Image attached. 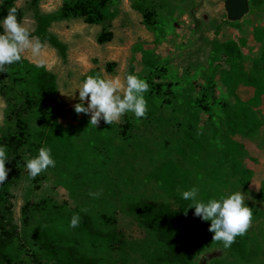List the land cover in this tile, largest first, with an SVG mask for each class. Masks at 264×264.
<instances>
[{
    "label": "rangeland",
    "instance_id": "1",
    "mask_svg": "<svg viewBox=\"0 0 264 264\" xmlns=\"http://www.w3.org/2000/svg\"><path fill=\"white\" fill-rule=\"evenodd\" d=\"M225 1L108 0L101 24L89 25L82 18L52 23L50 31L65 44L66 51L63 56L45 44L42 68L56 77L57 98L62 104L56 119L64 137L57 134L46 139L49 130L43 107L25 112L24 162L46 145L51 148L55 167L31 177L23 164L18 183L9 190L13 214L9 220L0 219V240L6 238L10 243V264L49 263L38 240L42 227L57 230L64 246L93 258L96 264H145L130 247L84 241L76 227H69V220L77 213L80 220L87 217L102 233L120 231L129 244L146 239L148 229L131 204L141 200L174 204L152 177L167 160L176 161L189 173L188 188L199 189L198 199L203 193L219 198L241 189L245 203L252 207L244 233L245 260L214 244L196 253L191 264H264V202L259 197L264 184V92L253 107L262 120L257 133L229 134L223 106L234 103V95L249 101L257 89L239 84L232 90L224 84L229 66L215 52L218 43L234 40L240 45L245 71L257 63L261 43L254 32L264 30V0H249L248 14L235 22L227 18ZM63 2L39 0L38 6L43 13L56 14ZM31 3L18 0L16 6L25 10L23 25L34 31ZM144 13L153 15L150 21ZM102 32L113 34L110 42L98 43ZM22 59L35 65L29 51ZM131 72L149 85L144 93V117L125 113L111 125L101 121L95 127L89 123L90 114L74 111L79 102L76 89L85 76L100 74L123 82L124 75ZM3 86L6 95L0 94V136L11 129L8 101L18 102V94L26 90L12 74H4ZM200 134L204 142L197 141ZM226 137L242 145V165L253 172L247 190L232 173L229 156L222 154ZM181 190L186 189L179 187V193ZM27 202L32 203L28 226L22 212Z\"/></svg>",
    "mask_w": 264,
    "mask_h": 264
},
{
    "label": "trees",
    "instance_id": "2",
    "mask_svg": "<svg viewBox=\"0 0 264 264\" xmlns=\"http://www.w3.org/2000/svg\"><path fill=\"white\" fill-rule=\"evenodd\" d=\"M18 0H0V18L7 14L10 7L17 9V19L23 24L25 19L24 8L17 7ZM39 0H32L31 6L34 14L36 28L30 31L31 36L39 37L45 44L56 48L63 56L66 46L58 37L50 31L53 22L69 18H82L89 25L101 24L105 20V10L108 0H64L59 11L55 13H43L39 6ZM141 10V9H140ZM147 21L153 16L151 13L143 14ZM113 37L111 32H102L98 37V43L110 42ZM254 38L261 43V53L257 63L247 72L242 63L240 45L234 40L220 42L216 45L215 52L229 66V70L223 77V83L234 90L239 84L255 86V96L249 101H242L234 95V103H226L223 106L225 122L231 135L248 136L257 133L262 126V120L253 110L260 95L264 92V30L258 28L254 32ZM17 75L20 83L26 88L18 94V102H9L8 122L11 129L0 136V145H5L10 160L5 167L9 169L5 181L0 184V219L9 220L12 216V204L8 196L9 190L15 186L23 172L22 149L27 144V125L24 114L35 107H43L44 120L48 125L49 133L46 139L52 140L57 134L62 139L64 134L59 128L56 119L62 109V104L57 98L56 77L42 67H36L21 59L12 65L6 66V70L0 73V84L4 74ZM5 86L0 87V94L5 96ZM12 99V98H10ZM13 101V100H12ZM43 134H45L43 132ZM62 135V136H61ZM200 134L197 141L204 142ZM242 145L226 137L222 154L229 156L230 168L234 175L239 177L240 184L247 190L252 181V171L242 165ZM159 188L172 203H154L141 200L131 204L141 223L148 229L146 239L129 244L122 238L118 230L102 233L94 228L87 217L79 220L76 230L83 240L91 243L116 242L123 248L130 247L137 251L145 261V264H191L193 256L204 251L207 247L222 242L212 240V233L208 231L209 221H202L194 216V209L189 206L190 201L181 199L179 187L187 189L191 185L189 173L174 160H167L152 175ZM260 200L264 202V184L259 193ZM213 198L208 193H203L201 200ZM23 223L28 226L32 222V203L27 202L23 207ZM38 240L42 242L45 253L48 256L47 264H96L95 260L84 254L74 253L70 248L62 244V235L55 229L39 228ZM8 239L0 240V264L12 263L11 248ZM238 255L241 260L247 257V240L243 235L235 238L228 248Z\"/></svg>",
    "mask_w": 264,
    "mask_h": 264
},
{
    "label": "clouds",
    "instance_id": "3",
    "mask_svg": "<svg viewBox=\"0 0 264 264\" xmlns=\"http://www.w3.org/2000/svg\"><path fill=\"white\" fill-rule=\"evenodd\" d=\"M44 48L40 38L31 36L29 30L18 21L17 9L10 7L7 14L0 18V73L5 72L6 66L21 61L25 51L30 52L36 67H43ZM148 88V83L135 72L126 73L123 82L118 77L88 75L76 89L79 102L75 103L74 111L77 114H90L89 123L95 127L101 121L111 125L125 113L142 118L147 112L144 93ZM9 160L6 146L0 145V184L8 175L9 169L5 164ZM51 167H55V159L51 148L46 145L41 146L36 155L24 162V168L31 177H36ZM198 191L196 186L181 190V199L190 201L188 207L194 209V216L210 222L208 231L212 233L211 239L222 242L223 248H229L237 236L245 233L253 215L252 207L245 203L244 192L241 189L231 191L219 198L213 197L204 201L197 198ZM89 195L95 196L98 193ZM79 220V215L73 213L69 227H76Z\"/></svg>",
    "mask_w": 264,
    "mask_h": 264
},
{
    "label": "water",
    "instance_id": "4",
    "mask_svg": "<svg viewBox=\"0 0 264 264\" xmlns=\"http://www.w3.org/2000/svg\"><path fill=\"white\" fill-rule=\"evenodd\" d=\"M224 8L228 20L235 22L241 20L250 10L249 0H226Z\"/></svg>",
    "mask_w": 264,
    "mask_h": 264
}]
</instances>
